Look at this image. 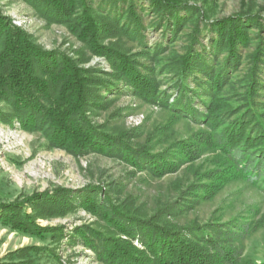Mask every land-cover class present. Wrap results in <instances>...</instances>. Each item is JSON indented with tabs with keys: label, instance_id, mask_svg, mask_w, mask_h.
I'll use <instances>...</instances> for the list:
<instances>
[{
	"label": "rangeland",
	"instance_id": "obj_1",
	"mask_svg": "<svg viewBox=\"0 0 264 264\" xmlns=\"http://www.w3.org/2000/svg\"><path fill=\"white\" fill-rule=\"evenodd\" d=\"M84 1L100 21L110 17L119 25L100 43L151 77L156 96L136 95L108 58L93 52L44 4L0 0L2 14L43 51L65 54L89 70L87 116L100 140L105 135L114 140L106 152L75 154L51 145L45 130L10 120L12 107L0 101V206L22 204L32 214L33 198L63 190L71 191L74 203L63 215L36 219L43 234L0 222V264H106L100 258L103 243L118 231L105 213L154 217L169 227L197 223L203 231L190 237L201 241L210 235L241 264H264V146L225 147L226 131L237 120L251 122L252 137L264 126V0H173L181 10L165 13L152 0ZM236 16L242 17L248 41L238 43L235 59L213 24ZM189 53L192 68L186 71L182 61ZM217 78L219 88L213 86ZM215 98L229 106L210 120ZM197 133L209 134L215 146L204 147L192 162L183 160L178 142ZM156 154L179 168L158 176L150 168ZM86 199L100 205L99 214L83 205ZM133 244L143 248L138 238Z\"/></svg>",
	"mask_w": 264,
	"mask_h": 264
},
{
	"label": "trees",
	"instance_id": "obj_2",
	"mask_svg": "<svg viewBox=\"0 0 264 264\" xmlns=\"http://www.w3.org/2000/svg\"><path fill=\"white\" fill-rule=\"evenodd\" d=\"M32 1L34 4H44L57 19L67 22L93 52L108 58L120 78L132 86L136 95L144 99L156 96L157 86L151 77L142 73L125 54L100 43L103 37H110L119 30V25L110 17L100 21L84 0ZM152 2L162 13L181 10L178 1ZM80 9L81 13L78 11ZM241 20V16H236L213 24L234 58L238 43L246 44L248 41ZM191 66L192 55L189 53L183 58L182 68L187 71ZM88 74L89 70L80 67L77 61L65 54L43 51L32 41L31 35L15 26L0 11V101L12 107L10 120L17 118L25 129L45 130L51 145L75 154L89 150L106 152L112 146L113 138L105 135L100 140L87 116ZM220 85L217 78L213 86L219 88ZM228 106L221 98L213 99L208 107L210 120H215ZM250 124V121L237 120L235 128L226 131L225 147L264 146V126L257 136L252 137L247 133ZM178 144L180 156L188 162L198 159L204 147L215 146L213 138L206 133L194 134ZM125 150L134 152L130 146H125ZM136 150L150 157L146 149ZM151 157L150 168L158 176L179 168L178 163L169 161L162 154ZM128 160L137 164L132 157ZM208 192L213 194L215 191ZM71 196L70 190H63L54 195L35 197L30 202L32 214L24 211L22 204H3L0 206V222L14 230L43 234L44 229L36 224V219L60 216L71 210L74 206ZM83 205L97 213L101 210L94 200L86 199ZM104 216L118 231L116 236L106 238L103 243L100 258L106 264H241L238 255L232 249L223 247L217 238L205 235L199 241L190 237V232L203 231V226L197 223L188 227H169L159 224L154 217L146 219L123 215L117 218L108 213ZM121 234L128 236V239L117 236ZM135 238L139 239L143 248L133 244ZM16 264L27 263L22 261Z\"/></svg>",
	"mask_w": 264,
	"mask_h": 264
}]
</instances>
